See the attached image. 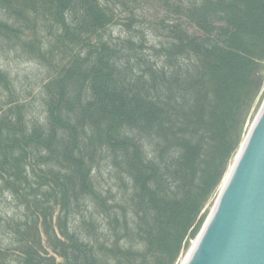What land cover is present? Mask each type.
Wrapping results in <instances>:
<instances>
[{
	"label": "trees",
	"instance_id": "16d2710c",
	"mask_svg": "<svg viewBox=\"0 0 264 264\" xmlns=\"http://www.w3.org/2000/svg\"><path fill=\"white\" fill-rule=\"evenodd\" d=\"M263 99L264 0H0V264H179Z\"/></svg>",
	"mask_w": 264,
	"mask_h": 264
},
{
	"label": "water",
	"instance_id": "95a60500",
	"mask_svg": "<svg viewBox=\"0 0 264 264\" xmlns=\"http://www.w3.org/2000/svg\"><path fill=\"white\" fill-rule=\"evenodd\" d=\"M180 264H264V100Z\"/></svg>",
	"mask_w": 264,
	"mask_h": 264
},
{
	"label": "rangeland",
	"instance_id": "374dc122",
	"mask_svg": "<svg viewBox=\"0 0 264 264\" xmlns=\"http://www.w3.org/2000/svg\"><path fill=\"white\" fill-rule=\"evenodd\" d=\"M22 60L19 58H15L13 55L9 56L7 60H4V64L8 67L9 70H11L13 73L18 72L20 75H28L32 80L38 81L40 79H43L45 74V71L37 66L36 64H33L31 62H21ZM32 74V75H31ZM257 114V113H256ZM256 116V115H255ZM255 118V117H254ZM253 121V120H252ZM252 123V122H251ZM248 126L247 132L251 126ZM247 133H245V136ZM233 162V161H232ZM232 165V163H231ZM230 165V166H231ZM230 168V167H229ZM229 170V169H228ZM215 202V201H214ZM214 204V203H213ZM213 206V205H212ZM212 208V207H211ZM211 210V209H210ZM210 212V211H209ZM190 248V247H189ZM185 255L181 258L179 264L183 261Z\"/></svg>",
	"mask_w": 264,
	"mask_h": 264
},
{
	"label": "bare ground",
	"instance_id": "6f19581e",
	"mask_svg": "<svg viewBox=\"0 0 264 264\" xmlns=\"http://www.w3.org/2000/svg\"><path fill=\"white\" fill-rule=\"evenodd\" d=\"M244 138H245V136H244ZM244 138H243V140H244ZM243 140H242V142H243ZM242 142H241V143H242ZM239 147H240V146H239ZM224 179H225V178H224ZM224 179H223V180H224Z\"/></svg>",
	"mask_w": 264,
	"mask_h": 264
}]
</instances>
